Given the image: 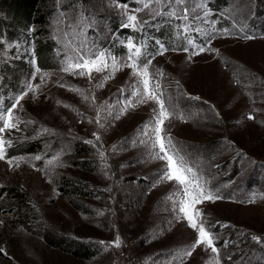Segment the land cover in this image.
<instances>
[{
  "label": "rangeland",
  "instance_id": "374dc122",
  "mask_svg": "<svg viewBox=\"0 0 264 264\" xmlns=\"http://www.w3.org/2000/svg\"><path fill=\"white\" fill-rule=\"evenodd\" d=\"M141 6L140 0H96L88 6L55 0L47 23L29 27L26 38L22 31L13 40L0 37V66L9 65L15 79L7 86L0 79V110L27 92L26 85H39L13 112L18 130L0 133L12 141L5 145L6 158L19 161L9 166L0 160V264H127L132 254L142 256L138 264H182L179 256L197 239L168 199L177 187L160 182L164 162L151 159V141L140 131L158 106L137 103L139 77L127 66L129 40L142 46L141 65L152 61L151 83L159 81L173 112L164 135L172 137L207 189L221 197L195 206L218 257L200 246L183 264H264V0H185L170 7L167 0L160 5L151 0L148 9L134 12ZM215 12L226 16L234 31L218 32ZM6 13L0 5V16L8 18ZM130 14L137 16V27H126ZM254 17L257 24L250 26ZM193 30L211 38L200 43ZM36 38L52 40L53 65L37 64ZM159 44L168 49L163 55L156 54ZM200 46L218 53L193 55ZM93 54H104L108 69L91 79L62 71L67 60ZM75 139L90 150L80 158L96 162L88 170L75 163ZM64 178H84L99 195H71L62 187ZM14 193L20 194V205L12 201ZM133 202L140 208L127 207ZM132 230L143 234L135 237ZM47 233L98 240L101 250L90 262H76L49 246ZM117 236L119 247L112 243ZM142 238L149 243L141 249ZM161 248L168 249L159 254Z\"/></svg>",
  "mask_w": 264,
  "mask_h": 264
},
{
  "label": "snow or ice",
  "instance_id": "6c2138e0",
  "mask_svg": "<svg viewBox=\"0 0 264 264\" xmlns=\"http://www.w3.org/2000/svg\"><path fill=\"white\" fill-rule=\"evenodd\" d=\"M163 0H155L157 5H160ZM175 2L176 4H184L185 0H167V4L170 7L171 4ZM141 8H137L134 12H139L150 7L151 0L145 2V0H140ZM183 18L187 19L189 9L184 7L182 10ZM156 15H161L162 12L155 13ZM176 13L169 12V15H175ZM129 24L126 27H137V16L135 14H130L127 16ZM227 31V30H225ZM246 39H253L251 36H246ZM159 43V42H158ZM129 50V55L127 57L130 63L127 65L132 69V75L139 77L136 85L134 94L138 97L137 103L144 104L148 101H154L157 104V108L153 109L152 118L147 121L141 128V132L144 136L148 137L151 141L150 147L153 150L151 153V159L164 162V167L160 173V182L168 181L174 182L177 191L170 194L168 199L173 200L174 209L178 212V217L180 219H186L189 227L197 232V239L184 250L179 259L183 264V259L185 256L190 257L193 251L200 246H203L205 249H210L215 257H218L219 250L215 246V240L211 231L206 228L205 222L202 219V213L199 210L195 209V206L202 204L204 201L215 202L218 199H221L220 196L214 194L212 191L207 189L206 181L203 180L201 176L190 166L186 158L181 155L180 150L173 143V139L170 135H164L165 121H167L172 115L173 112L170 111L169 107L166 105V102L163 98V93L161 91V84L159 81H156L154 85L151 83V73L149 72V67L151 65V60L140 64V57L142 55V46L137 47L136 44L129 40L127 44ZM168 49L165 48L163 44H159V51L157 55H163ZM207 50L216 51V49H209L203 46L198 48V51L193 52V55H197L200 52ZM187 51V49H184ZM155 57H153L154 59ZM72 59H75V62H72ZM72 59H69L65 62V66L62 68V71L70 73L72 75L86 76L89 79L92 78V73L104 72L108 69L109 65L106 62L104 54H93L92 56H77ZM117 62L113 58L112 61V70L113 74L117 69ZM35 71L39 73L40 69L36 68ZM159 75H163L162 72ZM111 75L106 76L105 80L110 79ZM43 79V77H41ZM63 86V85H62ZM102 84H98L97 87H102ZM27 92H23L20 96H17L14 99V102L10 107L0 110V133H4L6 130H18V125L20 123L19 118L13 115V112L20 106L21 101L28 94V92H35L39 88V85L33 86L32 84L26 85ZM76 91H80L76 89ZM83 95V93L81 92ZM84 99L87 100L88 97L84 96ZM195 99H200L195 97ZM129 107H135V104L129 102ZM127 109L125 108L124 111ZM118 118V117H117ZM183 119V117H180ZM253 117H249L252 119ZM15 121V122H14ZM96 136V140L99 141L100 137ZM142 143H148V141H141ZM91 144L92 141H87ZM5 145L11 146V140H5L0 138V160H5L9 166H13L14 160L18 166L17 158H6V148ZM101 157L104 156L103 153H100ZM35 159L39 160L40 157L37 156ZM51 163V161H50ZM175 197V199H173ZM253 202V201H249ZM255 240H259V237H253ZM116 247L120 246V239L117 238L112 242ZM0 252H3V249H0Z\"/></svg>",
  "mask_w": 264,
  "mask_h": 264
},
{
  "label": "trees",
  "instance_id": "16d2710c",
  "mask_svg": "<svg viewBox=\"0 0 264 264\" xmlns=\"http://www.w3.org/2000/svg\"><path fill=\"white\" fill-rule=\"evenodd\" d=\"M80 3H85L86 6H88L89 2L91 1H96V0H77ZM119 2H127V3H131V0H117ZM51 3V6H50ZM220 5V1L217 2ZM55 4V0H0V5L3 9H5L7 11L6 15L8 16V18H3L2 16H0V37L2 36H9V38L11 40H13V38H17L19 37V31L23 33L24 38H26L28 35L26 34V31H28V28L31 27L32 25H38L39 23H47V19L49 18V16L51 15V7L52 5ZM211 4V3H210ZM226 2L224 1L222 3V6H226ZM5 8H4V7ZM221 6V5H220ZM211 9L214 10V7L212 6ZM97 14V13H96ZM264 14V13H263ZM98 15V14H97ZM259 16V15H258ZM213 21H216V25L217 28L216 30L218 32L221 31H225L226 33L234 31V25H231V23L229 22L228 18L226 16L223 15H219L216 12L212 15ZM256 18L258 17H254L252 19L253 20L250 23V26L252 25H256ZM264 25V23H262V26ZM8 31V35H4L6 32ZM35 31V35H36ZM193 35L195 36V38L197 39V41H199L200 43H205L206 41H209V39L211 37H207L206 35L201 36L199 35V33L195 30H193ZM257 35V34H256ZM21 37V36H20ZM43 42V43H40ZM184 42L187 43V35L184 34ZM184 43V46L185 44ZM206 45V44H205ZM52 47H53V42L51 39H39L36 38V51H35V55H36V59H37V64L39 65V67H43V66H50L53 65L52 63V57H51V52L52 51ZM54 59V58H53ZM39 60V61H38ZM11 72L9 65H7L6 63L1 64L0 66V79L1 82L3 83V86H7L8 83H12L15 81L12 80V77L10 78L9 73ZM10 86H8L9 88ZM17 86L13 87L16 88ZM188 103H191L190 101H186ZM61 139V138H60ZM74 144L76 146V152L77 155L79 156L78 159H75L77 161H75L76 165L81 167L83 164L84 168L83 169H89L90 167H92L94 164H96V162H90V159H82L83 157H85L87 154L90 153V150L87 148L84 144H82L81 142H77L76 143V139L74 140ZM189 148V147H188ZM187 148V149H188ZM191 150V149H190ZM194 150V149H192ZM204 150V149H202ZM195 152H201L198 151L196 149ZM192 152V153H195ZM82 157V158H80ZM254 157V156H252ZM83 160V161H79ZM144 180V179H143ZM141 179V182H144ZM62 187L66 190H68V192L71 195H78L81 197H91V198H96L99 195V192L93 191V190H89L91 185L90 182L84 178H64L63 179V183H62ZM14 197L12 198L13 202H16L18 205H20L22 198L19 197L20 194L18 193H14L13 194ZM139 204V206H138ZM133 206H138L137 208H140V202L136 203L133 202V204H128L127 207H133ZM83 205H80L79 209L83 210ZM139 212V211H137ZM143 217V216H141ZM133 219V217H132ZM122 224V223H121ZM129 226V223H126ZM125 225V224H124ZM124 225L122 224V226H118V227H122L124 228ZM121 228V230H123ZM143 233H138L136 234V231L134 233V231L132 230V235H134L135 237H138L139 235L141 236ZM59 235H54V234H50L47 233L45 234L44 240L46 241V243H48L49 246H51L52 248H56L57 250L61 251L64 255L66 254V256H68L70 259H74L77 261H85V262H90V260H92L94 258V256H96L100 249V244L98 240H89V239H83V237L80 236H66L64 237L63 235L58 237ZM147 241H145L144 238H142L139 241V247L142 249L143 247L146 248L147 245ZM155 243V241L153 240V242L151 244ZM129 244L133 245L132 242H130ZM168 249V248H161V252H159V254H163L164 250ZM142 251V250H140ZM132 258H125L127 259V264H138L139 262V258L141 257H135L134 254H132ZM18 262L21 263V259ZM43 264H64V263H49V262H45Z\"/></svg>",
  "mask_w": 264,
  "mask_h": 264
}]
</instances>
